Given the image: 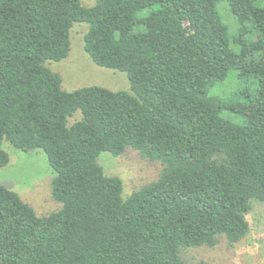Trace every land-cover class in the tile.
<instances>
[{"label":"trees","instance_id":"obj_1","mask_svg":"<svg viewBox=\"0 0 264 264\" xmlns=\"http://www.w3.org/2000/svg\"><path fill=\"white\" fill-rule=\"evenodd\" d=\"M76 22L129 91L63 89L47 62ZM230 74L246 87L227 98ZM4 139L47 154L62 207L39 216L0 184V264H211L182 251L241 242L264 202V0H0V168ZM129 147L164 168L125 198L98 159Z\"/></svg>","mask_w":264,"mask_h":264},{"label":"rangeland","instance_id":"obj_2","mask_svg":"<svg viewBox=\"0 0 264 264\" xmlns=\"http://www.w3.org/2000/svg\"><path fill=\"white\" fill-rule=\"evenodd\" d=\"M80 1L84 6L95 3V0ZM219 8L226 22L234 28V18L228 5L221 3ZM87 30L88 23L76 22L71 29V49L68 56L60 61L47 62L50 69L61 75L63 89L73 91L81 87L97 85L114 91H129L130 80L126 72L97 65L85 50L84 35ZM255 34L252 33L251 37H256ZM216 87H218L217 92L222 96L232 98L235 92L246 87V83L238 78L233 79L230 74ZM81 117L82 113L76 112L70 123ZM2 146L8 152L10 160L0 168V184L17 192L39 216L60 210L62 204L52 194L54 172L47 154L42 149L22 151L6 139ZM98 162L107 175L121 178L125 198L144 185L157 180L164 168L160 160L144 157L140 151L132 147L118 156L108 151L102 152ZM247 218L250 222V233L241 242L231 245L225 237H221L214 247L184 249L182 257L189 262L203 260L211 264H264V202H254Z\"/></svg>","mask_w":264,"mask_h":264}]
</instances>
